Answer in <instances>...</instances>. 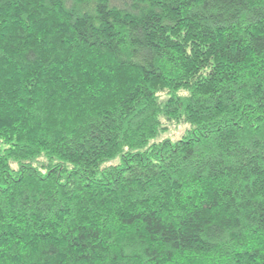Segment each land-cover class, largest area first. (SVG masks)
<instances>
[{"label": "trees", "instance_id": "trees-1", "mask_svg": "<svg viewBox=\"0 0 264 264\" xmlns=\"http://www.w3.org/2000/svg\"><path fill=\"white\" fill-rule=\"evenodd\" d=\"M0 264H264V0H0Z\"/></svg>", "mask_w": 264, "mask_h": 264}, {"label": "rangeland", "instance_id": "rangeland-1", "mask_svg": "<svg viewBox=\"0 0 264 264\" xmlns=\"http://www.w3.org/2000/svg\"><path fill=\"white\" fill-rule=\"evenodd\" d=\"M164 124L167 125V130L162 135V138L169 137L173 140L182 137L184 132H186L189 127V124L185 122L175 123L172 121H167Z\"/></svg>", "mask_w": 264, "mask_h": 264}]
</instances>
